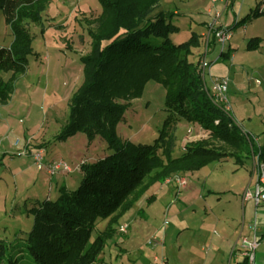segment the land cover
<instances>
[{"label":"rangeland","instance_id":"obj_1","mask_svg":"<svg viewBox=\"0 0 264 264\" xmlns=\"http://www.w3.org/2000/svg\"><path fill=\"white\" fill-rule=\"evenodd\" d=\"M183 1L187 0H164V4L182 7ZM263 1L228 0V10L220 21L232 19L227 29L232 30L233 37L225 47L227 51L231 44L236 56L225 63L232 65L227 75L231 116L264 149ZM203 2L204 12H213L204 17L207 28L205 21L222 12L224 4ZM233 3L244 7L239 24L233 20ZM257 7L262 11L259 15L254 14ZM101 12L98 0H50L43 13V25L29 26L36 55L29 57L27 71L17 79L9 103L0 105V264H38L25 241L34 225V210L40 203L56 201L63 189H78L82 163H92L112 153L100 137L90 141L82 132L62 137L71 99L84 81L81 58L90 52L92 42L88 22ZM188 22L173 15V23L180 27V32L171 36L174 43L186 42L197 33ZM255 38V49H248ZM12 43L13 33L0 9V46L10 47ZM156 44L160 45L161 40ZM208 53V61L224 56H220L218 45ZM190 60L195 62L196 57ZM233 67L238 68V74ZM0 77L8 81L12 72H2ZM208 79L207 74L206 86L211 89ZM256 79L263 81L262 87L255 85ZM167 117L166 89L151 79L144 85L141 97L126 109L117 134L123 140L152 145ZM176 136L177 156L185 144L206 138L208 133L198 124L181 121ZM40 151L42 170L34 160ZM59 160L72 171L49 175L46 166ZM240 160L230 156L194 173L180 174L187 180L183 189L175 183L153 186L120 217L117 232L108 238L100 255V264H162L163 258L164 264H234L233 249L240 243L241 233H248L257 212L258 230L264 231L260 227L264 201L256 206L253 200H243L244 192L254 190L257 181L253 156L242 153ZM148 195H153L154 200L147 201ZM125 225L127 233L121 234L119 228ZM106 226L107 220L100 219L92 240ZM154 238L161 244L158 249L154 242L149 243ZM156 257L161 262H156Z\"/></svg>","mask_w":264,"mask_h":264},{"label":"trees","instance_id":"obj_2","mask_svg":"<svg viewBox=\"0 0 264 264\" xmlns=\"http://www.w3.org/2000/svg\"><path fill=\"white\" fill-rule=\"evenodd\" d=\"M98 1L102 12L88 22L91 50L81 58L84 81L71 99L62 137L79 132L90 141L100 137L112 153L82 163L78 189H63L56 201L40 203L34 210V225L25 241L38 264H100L120 217L153 186L173 175L194 173L230 156L241 162L242 153H259L264 162L263 147L214 102L199 63L190 60L201 47L200 37L195 34L186 42H173L171 36L180 27L173 23V13L156 12L162 0ZM49 3L0 0L13 33L10 47L0 46V74L12 72L8 81L0 77V105L9 103L17 79L27 71L29 57L36 55L29 26L43 25ZM260 13L257 7L254 14ZM256 39L248 49H255ZM151 79L166 89L168 117L159 137L152 145L123 140L117 125ZM181 121L198 124L208 136L185 144L176 156V130ZM152 200L154 196L148 195L147 201ZM100 219L107 220L106 229L92 240Z\"/></svg>","mask_w":264,"mask_h":264},{"label":"built area","instance_id":"obj_3","mask_svg":"<svg viewBox=\"0 0 264 264\" xmlns=\"http://www.w3.org/2000/svg\"><path fill=\"white\" fill-rule=\"evenodd\" d=\"M211 1L214 4H216L218 2H221L222 0H211ZM225 8H227V6ZM262 8L264 9V1ZM221 16H222V12H217L214 15L216 20H218ZM214 37H215L216 45L220 46V56L224 55L226 52L225 50L226 44L229 41H231L233 37L232 30L227 28H217L214 30ZM218 59H216L213 62H209L207 59V49L205 50L204 57H202L199 61V67L202 71L204 82L207 75V71L210 69L212 64L218 61ZM211 82H212L211 89H209L205 83L206 90L209 92L210 96L212 97V99L216 104L222 107L225 112L231 114L232 106L228 97V88L230 82L229 78L226 76H214L212 77ZM255 84L257 87H260L263 85V81L260 79H256ZM253 140L255 144L258 143L257 139L254 138ZM42 153L43 152L40 151L39 153L34 155L35 163L40 170L43 169L42 157H41ZM253 160H254V172L257 174V181L254 190H246L244 192L243 200L244 202L253 200L256 202V206H259V204L262 201H264V162L261 160L259 153L253 155ZM46 170L48 174L51 176L59 172L70 173L72 171V169L63 160L49 163L46 166ZM173 183H175L178 189H183L187 186L186 178L180 176V174L173 175L167 178L163 184L170 185ZM257 216H258V212L256 213V219L253 222V225L251 226V232H252L251 237L242 236L240 239V243L234 249L238 256L239 264H258L257 250L258 247L260 246V237L258 235ZM127 230H128L127 225L119 228V232L121 234H126ZM157 241L158 239L154 238V240L150 241L149 243L153 244L154 242L156 246L155 249H158L159 247H161V244L157 243ZM155 261L161 262V260L158 257L155 258ZM165 262L166 260L163 258L162 264H164Z\"/></svg>","mask_w":264,"mask_h":264},{"label":"crops","instance_id":"obj_4","mask_svg":"<svg viewBox=\"0 0 264 264\" xmlns=\"http://www.w3.org/2000/svg\"><path fill=\"white\" fill-rule=\"evenodd\" d=\"M184 2V6L182 7H178L176 4L172 3V5H166L164 4V0H162L159 4L158 9L156 10V12L159 11H166V12H173V14L178 17L179 19H183L185 21H189V27L190 29H195L197 33H195L196 35H198L201 39V47L197 48L194 50V54L191 57H196L195 62L200 61V59L202 57H204V51L207 49V56H208V50L216 45L215 42V37H214V30L217 28H228L229 23L231 22L232 19H229V17L225 18L224 20L220 21L222 16L216 20L215 17L212 18L211 20H209L208 22L205 21V24L207 25V28H204V17H210L211 15H213V12L211 9H208L206 12H204V2L203 0H187L186 2ZM221 2H223L224 4V9L222 11L223 12H227L228 10V0H222ZM227 6V8H225ZM169 8V9H166ZM231 9L233 10V15L234 18L233 20H235V22L237 21L236 24L240 23V18L239 16H241L244 13V7L241 5V7H237V5H235L234 3L231 6ZM249 10V8H248ZM223 15V14H222ZM189 19V20H188ZM209 22H212L211 24ZM195 26V28H193ZM232 41V39H231ZM230 49H228L225 53H227V55L223 56L225 57L223 59V57L219 58H213L211 59V61L209 62H213L216 59H218V61L214 64H212V66L210 67V69L207 71L208 74V82L212 81V77L214 76H225L229 78V75L231 73V66L232 65H227L225 64L226 61L228 59H234L235 53H233V49L231 48V44L229 45ZM192 61V60H191ZM194 62V61H192ZM234 70V67H233ZM236 74L239 73L238 68L237 70H234ZM205 83L207 84L206 78H205ZM212 83V82H211ZM256 85V84H255ZM262 87V86H260ZM258 87V88H260ZM260 147V146H259ZM254 161V160H253ZM260 205V204H259ZM264 214V213H262ZM259 216V214H258ZM260 227H264V218L260 219ZM264 231L263 230H258V235L260 237V246L258 247V251H257V260H258V264H264V243L263 245L262 242H264ZM242 236H247V237H251L252 232H251V226L249 227V231L247 234L241 233ZM235 248V247H234ZM234 252V249H233ZM232 252V260L234 261V264L238 263V256L237 254H235V252Z\"/></svg>","mask_w":264,"mask_h":264}]
</instances>
